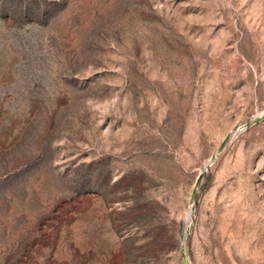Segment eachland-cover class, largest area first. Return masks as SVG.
<instances>
[{"label": "rangeland", "instance_id": "obj_1", "mask_svg": "<svg viewBox=\"0 0 264 264\" xmlns=\"http://www.w3.org/2000/svg\"><path fill=\"white\" fill-rule=\"evenodd\" d=\"M262 115L264 0H0V264H264Z\"/></svg>", "mask_w": 264, "mask_h": 264}, {"label": "water", "instance_id": "obj_2", "mask_svg": "<svg viewBox=\"0 0 264 264\" xmlns=\"http://www.w3.org/2000/svg\"><path fill=\"white\" fill-rule=\"evenodd\" d=\"M262 120H264V115H262V116L256 118L253 122H254V123H257V122H260V121H262ZM200 180H201V176H200L199 179H198V183L200 182Z\"/></svg>", "mask_w": 264, "mask_h": 264}]
</instances>
